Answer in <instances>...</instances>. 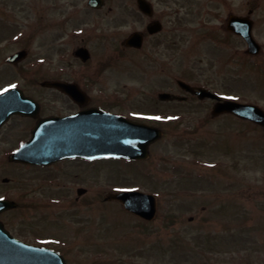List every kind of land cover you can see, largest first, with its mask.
I'll return each instance as SVG.
<instances>
[{
  "label": "rangeland",
  "instance_id": "374dc122",
  "mask_svg": "<svg viewBox=\"0 0 264 264\" xmlns=\"http://www.w3.org/2000/svg\"><path fill=\"white\" fill-rule=\"evenodd\" d=\"M88 1L0 0V84L49 99L52 92L42 91L40 82L86 73L98 81L90 89L99 100L136 96V104L149 113L143 117L153 119L150 113L157 108L152 112L140 102L143 96L163 89L183 93L176 81L181 78L225 99L264 108V0H250L256 8L254 34L263 45L257 58L226 29L230 14L247 13V0H151L163 18L164 36L173 41L169 45L162 38L158 61L146 67L138 52L122 45L146 22L139 19L135 0H107L103 9H92ZM85 41L93 57L84 64L73 49ZM22 48L29 49V56L20 64L8 63L7 57ZM194 99L159 105L169 120L158 116L165 135L152 148L151 159L100 163L82 182L57 168L26 171L12 164L8 154L16 141L5 129L0 133V196L21 199L22 207L2 219L19 235L36 241L47 235L52 246L62 247L52 237L65 238L71 264L96 259L117 264L119 257L132 261L128 264H264V128L232 114L212 117L214 101ZM44 104L51 110L61 106L50 100ZM77 170L82 179L83 170ZM25 180L43 188L25 193ZM82 185L90 192L79 196L75 187ZM125 185L158 195L155 221L143 225L119 202L104 200L108 191ZM26 197L42 202L28 207ZM171 212L178 217L175 225L167 224ZM82 225H87L84 230ZM79 235L93 236L98 245L87 247Z\"/></svg>",
  "mask_w": 264,
  "mask_h": 264
},
{
  "label": "water",
  "instance_id": "95a60500",
  "mask_svg": "<svg viewBox=\"0 0 264 264\" xmlns=\"http://www.w3.org/2000/svg\"><path fill=\"white\" fill-rule=\"evenodd\" d=\"M100 2V3H99ZM92 4L103 3L102 0H92ZM147 6L142 0L141 6ZM253 23L247 16L232 15L228 21V28L240 33L247 41L251 53H258L261 49L253 34ZM138 36L127 40V44L138 45ZM84 59L90 53L85 49L77 51ZM26 50L12 54L9 62H18L27 54ZM181 86L201 98L211 96L218 100L213 108V114L232 112L238 117L252 120L264 126V108L253 103L237 102L231 99L222 101L221 97L209 89L198 87L195 90L187 82L180 81ZM43 85L58 86L68 90V84L62 81H45ZM70 91V90H69ZM72 95L75 92L70 91ZM184 99L168 92L161 94V98ZM31 98L25 97L21 89L14 87L0 94V127L15 112H29ZM157 127L148 124L132 122L125 116L109 114L95 109H89L87 114H80L68 118H50L41 121L35 128L33 138L26 145L20 147L11 156L12 160L23 162L42 163L56 161L59 158L70 156L95 157H128L145 158L148 155L149 145L161 137ZM106 199H117L123 202L124 208L138 214L145 219H152L157 212V199L151 193L125 190V192H111ZM16 206L14 201L0 198V212ZM0 264H67L64 257L56 251L45 247L28 245L17 240L0 221Z\"/></svg>",
  "mask_w": 264,
  "mask_h": 264
},
{
  "label": "flooded vegetation",
  "instance_id": "af4514ba",
  "mask_svg": "<svg viewBox=\"0 0 264 264\" xmlns=\"http://www.w3.org/2000/svg\"><path fill=\"white\" fill-rule=\"evenodd\" d=\"M248 2V12H253V15L255 16L256 14V8L254 5H251L250 0H247ZM135 5H136V11L138 14H140L139 19H142L143 17H145L146 22L143 23V21L141 22V25H139V31L142 33L143 37V41H142V46L140 47L139 51H140V57L142 60V67H146L147 64L149 62L152 63V61H158L157 58H155L156 56V52L157 49H161L160 48V44L163 41L162 38H164L165 42L168 43L169 45L172 43V39H168L167 35L164 36L165 33V29L163 31H161V33H151L149 31L148 26L150 25L151 22L155 21V18H160L161 16H157V14L155 13L154 17H146L143 13L142 7L139 5V0H135ZM186 8V7H185ZM177 15L182 14L183 11L177 10ZM138 19V20H139ZM141 21V20H139ZM256 19L254 20L255 23ZM175 39V38H174ZM81 45V44H80ZM131 48V47H129ZM134 49V48H132ZM260 56V55H259ZM67 73V72H66ZM65 73V74H66ZM35 78V77H34ZM33 78V79H34ZM59 78L64 79V80H68L70 82L79 84V87L88 95H90L89 100L88 99H82V101H76L71 95H69L68 93H64L62 91H60L59 89H55L52 87H44L42 88V91H46L49 90V92L51 93V97L48 98H41L38 96H34L33 94H31L28 90H25L27 92V94L36 97L38 103H39V111L36 113V115H21V114H14V116H12L10 118V120L4 125V127L0 130V133L4 132V130L8 129V133H7V137L13 139L14 141H16V144L18 145H24L26 144L27 141H29V139L32 136V131L34 126L36 125V123L43 118H47L48 116H70V115H74L79 113L80 111H85L88 110L91 107H95V108H101L107 112H114V113H118V114H125L127 115L129 118L131 119H141L137 116V114L140 112H143L142 109V104H136L137 103V97L136 96H132V97H125L123 100L119 101L117 99H112V98H99L97 97L96 94H94L90 87L97 85L98 83H96V78L90 77L89 75H87L86 73H77L75 75L72 74H66V75H61ZM94 83V84H92ZM4 90H6V87H4L3 84H0V93H2ZM25 92V93H26ZM54 92V93H53ZM144 98L140 101L143 103V101L147 102V105L151 107V109L153 108H157V106L162 105L164 103H174L175 101H162L159 99L158 94H146L143 96ZM46 100H50L52 101L54 104H59L61 106H56L54 107L55 109L51 110L50 106H45L44 102ZM52 106V105H51ZM57 108V109H56ZM116 161V160H126V161H132L129 159H107V158H102V159H87L84 157H70V158H62L59 159V161H55L53 163H49L48 165H33V164H22L25 168L26 171L27 169H52V168H57L58 170H61V174H64V176L66 178H73L75 179V181L79 180H85L87 179V174L89 171H93L92 169L95 167L100 166V163L102 164L105 161ZM134 161H142V160H134ZM77 168H79L80 170H83V175H82V179L77 178L79 173ZM89 176V175H88ZM62 177V175L60 176ZM57 180L60 178L56 177ZM31 180V179H30ZM82 182V181H81ZM24 183L26 184V190L25 193H28L36 190L38 188H43L42 183H39V185L37 186L36 184L33 186V184L29 181V180H25ZM49 183V182H47ZM49 184H53V182H50ZM82 189L83 194H88L89 188L87 186H76L75 190L78 191L79 189ZM15 201L18 202V207L13 208L11 210L8 211H12V210H19V208L22 207V202L21 199H17L14 197H9ZM27 199V197H26ZM42 201L39 200L38 198H32L29 200H26V205L29 207L32 206H39L40 203ZM6 212L1 213L0 216H3ZM8 213V212H7ZM6 225L8 226L7 222L5 221ZM11 228V227H10ZM12 230V229H11ZM12 232L16 235V237L18 238H22L25 241L29 242V243H38L40 245H45V246H52L47 240L49 239L47 235H39L41 237H38V241H36L35 239H32L31 237H28L26 235H19L17 234L14 230H12ZM79 232H75V234H78ZM53 236V235H52ZM78 236V235H77ZM81 241L86 242L85 245H87V247L93 246V249L95 248V246L98 245L96 238H94L93 236L91 237L90 235H84V236H80ZM51 239L57 241L59 243L60 246H62L61 248L58 247L61 252L65 253L64 248L66 247H71L69 245V241L66 240L65 238H61V237H52ZM35 243V244H36ZM55 246V245H54ZM74 246V244H73ZM57 247V246H56ZM89 250V249H87ZM66 254V253H65ZM88 264H98L100 263L98 260L96 261H88Z\"/></svg>",
  "mask_w": 264,
  "mask_h": 264
},
{
  "label": "trees",
  "instance_id": "16d2710c",
  "mask_svg": "<svg viewBox=\"0 0 264 264\" xmlns=\"http://www.w3.org/2000/svg\"><path fill=\"white\" fill-rule=\"evenodd\" d=\"M152 264H162V263H152Z\"/></svg>",
  "mask_w": 264,
  "mask_h": 264
},
{
  "label": "snow or ice",
  "instance_id": "6c2138e0",
  "mask_svg": "<svg viewBox=\"0 0 264 264\" xmlns=\"http://www.w3.org/2000/svg\"><path fill=\"white\" fill-rule=\"evenodd\" d=\"M12 87H15V85H13ZM157 119H159V118L157 117Z\"/></svg>",
  "mask_w": 264,
  "mask_h": 264
}]
</instances>
